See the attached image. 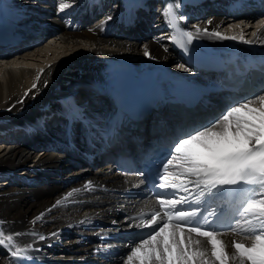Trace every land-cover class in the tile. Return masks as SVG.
<instances>
[{"label":"bare ground","instance_id":"bare-ground-1","mask_svg":"<svg viewBox=\"0 0 264 264\" xmlns=\"http://www.w3.org/2000/svg\"><path fill=\"white\" fill-rule=\"evenodd\" d=\"M65 2L70 6L60 11V0H0V16L13 27L0 38V131L4 126L12 130L0 135V232L12 235L16 246L31 245L19 260L12 257V248L0 245V264H121L135 240L113 235L140 228L137 215L160 207L161 190L152 196L140 176L116 170L112 153H119V145L104 150L102 141L111 110L81 103L89 89L117 96L124 77H132L151 81L166 94L165 80L180 78L172 64L180 74L182 63L190 64L178 46L182 31L196 26L227 31L231 35L225 36L237 39L201 34L189 45L192 52L239 58L264 53V14L233 15L231 5L237 0H179L175 11L184 17L179 32L163 15L175 0ZM242 34L255 42H242ZM145 48L152 59L144 55ZM33 83L38 87L33 89ZM208 100L204 120L196 119L194 126H204L228 109L222 98ZM170 124L173 143L192 131L187 124ZM145 127L138 136L150 143ZM89 182L90 190L85 188ZM221 238L229 244L244 239L233 232ZM230 264H239L238 258Z\"/></svg>","mask_w":264,"mask_h":264},{"label":"snow or ice","instance_id":"snow-or-ice-1","mask_svg":"<svg viewBox=\"0 0 264 264\" xmlns=\"http://www.w3.org/2000/svg\"><path fill=\"white\" fill-rule=\"evenodd\" d=\"M69 6L60 0V11ZM179 7V0H175L163 11L169 26L178 32L181 31L178 21L184 19L177 16L175 9ZM207 23L211 25L212 21ZM201 34L223 40L237 39L196 26L195 31H182L184 39L178 46L187 51V45ZM239 39L249 44L255 42L245 40L243 34ZM173 42H177L175 37ZM144 55L153 58L147 48ZM41 75L43 70L37 75V82ZM37 87L38 83H33L32 88ZM169 166L178 169L179 174ZM157 180L156 187L161 190L157 196L160 207L148 219L136 224L150 231L131 242L121 264H230V259L236 258L239 264H264V91L232 105L214 121L178 137ZM242 186H247V195L239 209V219L228 231L239 230L245 235L243 240L229 244L221 238L224 231L203 228L202 224H212L222 214L212 206L215 200ZM85 188L90 190L91 182ZM0 245L12 248L11 255L17 260L25 258L31 247L16 246L13 236L3 232H0ZM230 247L234 251H229Z\"/></svg>","mask_w":264,"mask_h":264},{"label":"rangeland","instance_id":"rangeland-1","mask_svg":"<svg viewBox=\"0 0 264 264\" xmlns=\"http://www.w3.org/2000/svg\"><path fill=\"white\" fill-rule=\"evenodd\" d=\"M153 7H154V9L157 8L156 5H154ZM263 29H264V28H263ZM222 31H223V30H220L219 32L222 33ZM140 32H141V31H140ZM159 32H160V31H158V32L155 31V34H156V33H157L156 35H158V34H162V33H159ZM222 34H223V35H226V34L231 35L230 33H227V31H224ZM173 66H174V64H172L171 69H172V70H173V69L176 70L175 68H173ZM9 133H10V132H9ZM16 135L18 136V134H16ZM19 135H20V134H19ZM1 136H2V137H6L5 135H1ZM7 136H8V135H7ZM145 142H146V141H145ZM69 238L72 239V238H74V237H71V236H70ZM80 240L82 241V238H80Z\"/></svg>","mask_w":264,"mask_h":264}]
</instances>
